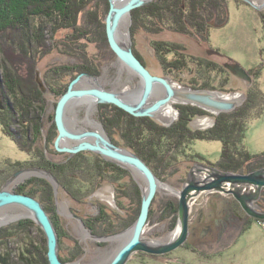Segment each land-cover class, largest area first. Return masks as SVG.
<instances>
[{"label":"rangeland","instance_id":"obj_1","mask_svg":"<svg viewBox=\"0 0 264 264\" xmlns=\"http://www.w3.org/2000/svg\"><path fill=\"white\" fill-rule=\"evenodd\" d=\"M250 1L253 5L246 0H208L210 8L207 11L211 17L212 15L217 19L221 17L216 27L221 25L222 28L212 33L210 39L211 46L228 58L234 59V61L239 63L238 65L247 71L251 79L253 77V82L250 84L243 81L235 75V72L231 70L232 68L230 69L228 66H225V69L222 67L224 73L221 76L218 78L217 76L209 77L210 83L205 87L204 91L208 89L211 92L230 95L234 98H236L235 95L237 97L243 95L245 96V101L233 111L219 114L210 113L189 103L173 102L174 104L169 105L173 111L170 116L172 120L171 123L167 124L163 123L161 120L151 118L152 123L149 126L155 131H148L147 134H149L150 138L158 137L163 130L172 129V126H177L178 133L180 131L181 136L182 132L186 130L185 128H187V130L189 128L194 132H206L215 127L214 124L209 121V118L204 119L206 115L203 113L188 118V114L185 113V110L197 108L199 111H203L206 114L210 113V115L213 116L212 119L215 117L214 122H216V119L219 118L220 115L233 113L238 108H241L247 101V92L256 90L264 95V20H262V18H264V0ZM156 2V0H153L151 3L134 10L131 13V17L128 19L126 27L122 29L124 37L128 39L127 42L130 39V41L133 42V49L137 51L140 56L143 55L142 57L150 53V39H153V41L160 46L169 40L175 44V39L169 34L148 35L141 28L142 23L147 25L146 22L149 21L152 23L155 22V19H153V15L148 12L145 19L139 20L137 17L138 13L152 7ZM110 4V0H89L86 9L79 12L74 31L73 29L55 30L54 21H52H56L54 16L34 21L32 23L34 33L39 29H45V31L42 32V37L40 39L38 38L39 42L34 38L35 36L33 33L30 35L31 40L24 36L22 39L23 43L26 45V40H28L27 45L31 50L28 56L19 53L22 59L21 62L18 60L12 62L9 58L12 53L5 55L0 50L1 67L2 69L4 67L5 72L7 71L11 76V78H9V75L7 76V74L4 73L7 78H5L6 81H4L6 92H8V96L6 95V97H8L7 99L10 103H6V105H13L17 110V116L10 121V124L7 125V123H5L3 125L1 123H4V121L0 122V191L8 181L22 171V173L7 187L9 192H14L16 189L18 194L19 192H23V194L32 195L36 200L41 199V196H43L41 194L44 192V195L47 197L42 198V200H50L51 203L58 201L59 209L58 211L55 210L58 216V223L60 224L59 228H61L60 234H58L59 255L61 254L60 259L66 264H77L80 259L77 258V255L80 253L79 255H81L80 257L82 258L84 252L85 255L83 258L85 259L82 258L83 262H81V264H92V261H96L98 258H101L98 264H110L118 251L125 244L126 238L122 235L130 231L139 218L136 214H140L141 212L143 196L147 189V184L138 176L137 180L140 181L141 187L129 189V191L126 192L127 195L131 193V197H134V201L129 204L128 200L121 195L120 203L122 205L129 204L127 210L135 213V215L132 216L131 214L128 216L129 222L128 227H126L127 230L116 234V236L120 237L96 238L91 236L89 232L83 231V228L77 227L78 224L74 222V215H71L65 207L67 204L69 206V203H72V209L77 212V217H82L83 219L92 220L95 218V215L99 217L97 209L92 207V205L96 204L92 202L93 200L89 202L87 198L91 196L92 192L97 191L99 192L96 196L97 203L100 202L102 206L107 205L109 199H113L112 194L110 195L111 190L109 184L103 182L99 188H96L94 185L90 186L83 183L80 186L82 193L79 199L82 200L79 202H81V204H75L72 202L73 200L71 197L74 198L76 194L79 195L77 191L79 188L66 189V191L70 193V195H68L62 192L58 187L55 188L51 185V175L49 174L50 178H48L41 170L47 169L46 167L48 166L51 168L57 166L58 163L64 165L69 161L70 167L63 168L68 173L70 168L86 166L87 168L88 166L91 168L93 162L96 161L95 155L91 157L87 155L86 152L77 154L75 158L70 156L69 153L57 155L54 144L59 134L55 130L54 119L61 97L67 93L71 83L78 76L82 74L98 76L99 79H102L101 83L109 90L112 87V82L110 81L120 73L122 65L119 63L118 57L109 45L106 32L105 18L110 11ZM225 17H227L228 21L224 24L226 20ZM42 26L43 28H40ZM99 29L100 31H97ZM154 32L157 33V31ZM100 36H103L102 40ZM119 39L123 42L121 40L123 39L121 35ZM127 42L125 41L123 43L127 44ZM16 54L13 55L16 57ZM26 57L27 59H25ZM212 59L217 63H221V65L224 64L223 60L216 56ZM250 69L254 70L249 72L248 70ZM1 74L3 75V73ZM87 79H89V77H87ZM192 79L196 80L195 77ZM204 79L206 80L207 78L205 77ZM38 80L41 81V85ZM124 80L129 89H137V87L141 85L139 78L134 75L128 76L125 74ZM186 80L189 82L191 77H187ZM44 88L46 90H43ZM3 94V91H0V100L4 96ZM126 94V96L131 97V94ZM131 100L134 99L132 98ZM156 100H152L150 103H154ZM260 104L261 105L254 110V116H257L255 114H258L257 112L259 111H262V114L260 117L257 116V119L251 121L244 141V145L252 154L264 153V101ZM5 109L6 106H4V102L0 101V116H2L4 120L8 119L6 118L8 115ZM76 112L77 115H79V119L84 120L87 118V109L85 106H80V108L76 109ZM72 113L73 111H68L66 114L68 125L70 126H72L71 124L73 122L71 120L73 119V117H71ZM24 115L26 117H24ZM202 115H204V117ZM96 117V111L92 110L91 118L98 120V117ZM204 121H208L206 125L207 128H203ZM172 123L173 125H171ZM6 128L8 131H5ZM51 131L55 134L53 137L49 136ZM184 135L188 137L187 132H185ZM48 136L50 138H48ZM170 137H172L176 143L185 141V138L181 140V138L179 139L174 133ZM187 137L186 139H188ZM62 144L61 147H65ZM75 144L76 141H71L69 146H74ZM191 144L192 146H190L192 149L187 150L190 156L194 154L196 157L200 156L202 159L217 165L222 149L220 142L195 141L191 142ZM190 156L188 154L185 157L179 155L180 166L178 167H180V170L178 169V171H180V173L176 174L173 178L167 176L168 172H165L166 176L163 179L165 182L161 183L162 185L154 199L148 226L142 236L144 242L148 244L166 245L173 240V234L179 228V217L178 212L176 215L170 211L171 204H178L179 208L177 192L183 189L191 171L194 169V173L203 179L206 173L202 174L201 171L203 168L208 167L202 161L188 165ZM97 158L99 159L98 156ZM69 159L73 160L70 162ZM63 161H65V163H62ZM188 166H191V169H189L190 167ZM197 170H200V172L198 173ZM182 177L183 179H181ZM31 179L33 182L27 183L29 187L25 188V184L23 183ZM41 180L43 185L39 183ZM169 182H171V185H174V187H171ZM47 184L53 187L49 188ZM40 188L43 191L39 190ZM122 190L124 191V189H120L119 191L123 192ZM45 192H47V194ZM73 192H75L74 196ZM263 192L264 189L258 203L262 198ZM108 195L111 198H105V196ZM216 195L221 194L210 193L206 195L202 193L192 202L190 217L193 218V222L190 225V229L198 219L202 220L203 214H205L204 216L209 215V208L211 205L209 202H212ZM221 196L234 199L232 196ZM204 197L208 198L203 200ZM257 206L259 207L258 210L264 213L260 206ZM243 213L248 218L252 219L244 211ZM8 216L11 217L7 219ZM131 217L132 219H130ZM2 218H6L7 220H3L4 223L0 225V249H2V247H9L12 248V250L14 249L13 251H15V253H19V250L30 242L27 249L33 255L25 254L24 257L27 256V262L20 259L21 263H18L16 259L19 254L14 253L13 255L16 258L14 259V264H49L46 235L27 211H24L23 208L19 209L18 207H12V209L3 212L0 211V219ZM124 218L127 219V216ZM203 222H207L206 218L203 219ZM21 225L26 226L27 231L26 233L17 235L15 227L21 228ZM237 226H230L226 229L224 238L227 239V241L230 240L229 235H233L234 237L232 238H235ZM73 229H80V231H73ZM196 235L197 234L191 233L190 230L189 237L184 245L192 247V241L199 239ZM213 236V234L208 235V237L206 236L203 240L206 241V243H214ZM108 238L112 239L105 240ZM234 241L236 242L226 251H223L222 255L212 258L211 260L200 258L195 253L189 252L188 249L186 250L184 245H182L171 253L155 255L156 258L158 256L161 257V259L159 258V262L146 256L145 252H138L131 257L127 264H264L263 220H256L246 233ZM214 246L217 245L215 244ZM89 247L92 250L86 254V249L88 248L89 250Z\"/></svg>","mask_w":264,"mask_h":264},{"label":"flooded vegetation","instance_id":"obj_2","mask_svg":"<svg viewBox=\"0 0 264 264\" xmlns=\"http://www.w3.org/2000/svg\"><path fill=\"white\" fill-rule=\"evenodd\" d=\"M156 1H157L156 4H154L152 7L144 9L138 13L137 17L139 20L145 19L146 16L148 15V12H150L151 15H153L152 18L155 19V22L152 23L149 21L146 22L147 25H144L142 23L141 28L148 35H154V34L157 35V34H165V33L169 34L172 38L175 39V44L169 40L167 42H164V44L160 46L155 41H153V39L152 40L150 39L149 40L150 53L147 55L145 54V56L142 57L143 55L140 56V54L133 49V42L128 41V44L130 42L132 46L133 53L135 54V56L139 59L141 64L152 76L167 79L170 82V84L173 86V88L176 90L188 89L192 91H204L205 87H207L210 83L209 81L210 76L212 77L217 76L218 78L224 73L223 68L225 69V66H228L231 69L239 64L236 61H234V59L228 58L227 56L222 54L219 50L211 46L210 39L212 33L216 30H220L222 26L220 25L216 27V25H218L217 22L221 17L220 18L218 17L217 19L213 17V15L211 17L208 14L207 11L210 8L208 4V0H156ZM153 30L157 31V33L154 32ZM214 56L222 59L224 64L221 65V63H217L216 61H214L212 59ZM118 61L122 66L120 69V73L117 74V76L112 78L113 80L110 81L112 82L111 89L107 90L106 87L101 83L102 79L101 78L99 79V77L97 76L99 83L103 87H105L106 91L115 93L116 95H118L117 93L122 92L123 99L128 101H135L141 92V87L143 86V82L133 71L128 69L119 59ZM253 70L254 69H250L248 71L250 72ZM125 74H127L128 76L130 75L137 76L141 81V85L137 87V89L135 88L129 89L128 85L124 80ZM187 77H191V80L189 82H187L188 80H186ZM194 77L196 78V80L192 79ZM205 77L207 78L206 80L204 79ZM252 82H253V77H252ZM205 91H210V90L206 89ZM126 93L131 94V97L126 96L127 95ZM159 93L161 95H159ZM164 93L165 91L162 87H156L152 95L153 97L150 101L152 102V100H156V99L158 100L164 97ZM132 98L134 100H131ZM84 104L86 103L82 102L78 104L75 108L69 110V111H73L71 116L73 117V119L71 120L74 123L72 122L71 124L72 126L68 125L67 116H66L67 113L65 114L66 126L72 133L75 134L98 133L103 135L117 148L140 158L151 169V171L153 172V174L156 176V178L159 180L160 183L165 182L163 179L166 176L165 175L166 171L168 172L167 176L171 178L176 176V174L180 173V171H178V169L180 170V167H178L180 166L179 155L185 157L188 154L190 156L187 150H189V148L190 149L192 148L188 146L187 149L183 141L182 143L174 142L172 137H170L173 135L174 132L169 134L166 138V142L169 144L171 148H169V150H167L164 155L169 159L167 160L165 159L163 162L161 161V163L158 165L159 157L163 155L160 149L161 146L160 138L153 137L152 139L148 136L146 138H143V140L141 141L138 135L135 134V130H134L135 127H137L136 123L139 121H143L148 118L147 120H149L152 123V119L150 117H143V118L135 117L113 104H109V105L96 104L94 108H90L87 104L86 105ZM171 104L174 103H170L169 105ZM80 106H85L87 109V118L84 120L79 119L78 117L79 115H77L76 112V109L80 108ZM166 109H170V108L168 107ZM166 109L162 111L165 112ZM92 110L96 111L98 120L91 118ZM171 112L173 111L171 110ZM185 113L188 114V110H185ZM205 115L206 118L204 117V115H202L204 119L209 118V121L215 125L214 122L215 118L212 119L213 116L208 113ZM149 121H147V123L151 124ZM171 121H172L171 118H169L166 122L164 120V122L167 124L171 123ZM173 123L171 125H173ZM54 124H55V130L58 132V134H60L56 121V113H55ZM203 125H204L203 128H207L205 124ZM173 127L174 126H172V128ZM148 131H151L150 126L147 130V133ZM174 134L179 139L180 138L181 140L183 139L181 134H179L178 132H175ZM54 135L55 134L52 131L49 133V136L51 137H53ZM49 136L48 138H50ZM57 139L58 138H56V141ZM76 145H78L77 142L74 146ZM74 146L71 145L69 147H74ZM54 147H56V143L54 144ZM55 149L57 150V155H61V153H69L70 156H73L74 158L76 157L77 154L86 152V154L91 157H94L95 155L96 161L93 162V166L91 168L89 166L88 168L87 166L79 167V168H70V171H68V173L63 168L70 167L69 161H67L66 163L65 161H63L62 163H65L64 165L58 163L57 166H54L52 168L48 166L46 167L47 169H41L43 173H47L51 175V179H52V180L50 179L51 185H53L55 188L58 187L59 189L62 190V192L68 195H70V193L66 191V189H70V188L74 189L78 187L79 190L77 191L79 192V195L76 194L74 198L70 196L73 200L72 202H74L75 204L76 203L81 204V202H79L80 200H82L79 199L82 193L81 192L82 189L80 188V186L83 183H86V185H90V186L94 185L96 186V188H99L101 183L107 182L111 190L110 195L112 194L113 197L112 199L111 197H109V195L105 196V198L109 197L111 199H109L107 205L102 206L100 202L97 203L96 201V196L99 192L97 191L92 192L91 196L87 198V200L89 202L93 200L92 202H94L96 205H92V207L97 209V214L99 215V217L98 216L96 217V215L94 214L95 218H93L92 220L83 219L82 217H77V212L72 209V203H69V206L66 203L67 206L65 208L68 210V212L71 215H74V222L78 224L77 227H81V229L83 228L84 229L83 231L89 232L91 236L96 238L115 237L116 234L124 230L126 231L127 230L126 227H128V222H129L128 216H130L131 214L132 216L135 215V213L127 210L128 205L134 201V197L127 195L126 192H128L129 189H135L141 187L140 181L137 180V177L140 176L138 172L125 164L118 163L112 159L104 158L102 155L95 152L83 151V152H78L76 154H71L68 151H60L57 149V147ZM97 156L99 157V159L97 158ZM144 156L152 157L153 159L152 161L156 162V166L152 165L150 163V160L146 161L145 159H143ZM191 156L193 157L194 154H191ZM197 158L196 159L190 158V160L188 161V165L200 161H202L205 165L209 167H212L214 164L202 159L200 156H198ZM72 160H70V162ZM74 162L78 163L77 161ZM215 165L216 164H214V166ZM188 167H190L189 169H191V166ZM214 168L220 170L216 166ZM143 181L145 182L144 179ZM30 182H33L32 179L23 184H25V187H29L27 183ZM39 183L43 185L42 180ZM169 183H170L169 185L172 184L171 182ZM51 185L47 184L49 188L53 187V186L51 187ZM171 187H174V185H171ZM120 189H124V191L122 190L123 192H121L119 191ZM14 192L18 193L16 189ZM74 193L75 192H73V196ZM19 194L32 197V195L23 194V192H19ZM121 195L122 197L128 200L129 204L122 205L120 203ZM207 198L204 197L203 200ZM38 201L42 204L46 212L49 214L50 219L52 220L53 225L57 231V234H60L61 228H59L60 224L58 223V216L56 215V210L58 211L59 209L58 201L54 202L55 204L51 203L50 200L42 201L41 199H38ZM139 215L140 214H138V217ZM126 216L127 219L124 218ZM10 217L11 216H8L7 219H9ZM202 217L203 219L206 218V216H202ZM130 219H132V217ZM73 231H80V229H73ZM187 246L188 245H184L186 250L188 249ZM86 250H87L86 251L87 254L88 252H91L92 249H90L89 247V250L88 248ZM79 254L77 255V258L80 259L77 264H81V262H83V259H85L83 258L85 252L82 255L83 259L80 257L81 255ZM146 256L156 260L157 262H159V258L161 259L160 256L156 258L155 255L148 253H146ZM100 260L101 258H98L96 261L93 260L92 264H98Z\"/></svg>","mask_w":264,"mask_h":264},{"label":"water","instance_id":"obj_3","mask_svg":"<svg viewBox=\"0 0 264 264\" xmlns=\"http://www.w3.org/2000/svg\"><path fill=\"white\" fill-rule=\"evenodd\" d=\"M152 1L153 0H110V11L105 18L107 38L111 49L118 59L143 82V90L139 97L140 101L138 100L139 103H126L120 99L118 95L99 88L93 87L88 90L75 89V85L82 80L84 74L78 76L71 83L67 93L61 97L56 112V121L60 133L56 141L58 150L68 151L71 154H76L81 151L98 153L104 158L112 159L133 168L147 184L139 218L132 229L122 235L128 239H126L125 244L121 247L110 264H127L131 257L139 251L152 255H164L184 245L189 237L190 225L193 222V218L190 217L192 202L202 193L206 195L210 193H219L224 196H232L249 217L264 221V213L260 212L258 210L259 207L256 205L264 189V169L254 171L250 174H234L208 166L201 171L202 174L206 173L203 179L200 178L199 175H196L193 169L183 189L177 192L179 198V231L177 235L166 245L148 244L144 242L142 236L148 226L152 202H154L162 184L140 158L117 148L103 135L98 133L75 134L67 128L64 113L69 103L72 100H78L83 97H88L96 103L113 104L135 117H150L155 120H161L163 123L165 122L160 118L162 116V110L168 108L169 104L173 102L189 103L210 113L219 114L231 112L245 101V96L243 95L240 97L235 95L236 98H234L230 95H223L211 91L176 90L167 79L154 77L145 69L133 53L130 42L129 46L119 42L118 35L122 19L125 17L130 18L133 10L143 7ZM246 1L253 5L250 0ZM231 70L235 72L238 78L250 84L252 83L251 77L240 65H236ZM85 76L90 77L89 75ZM38 81L41 85V81ZM156 87H162L164 89V97L156 100L154 103H150ZM43 90L46 89L44 88ZM66 140L76 141L78 145L74 147H61L62 142ZM197 172L199 173L200 170H197ZM21 173L22 171L17 173L0 191V210L12 206L21 207L27 211L46 235L49 264H66L60 259L57 231L42 204L33 197L9 192L7 190L10 183ZM44 174L48 178L51 177L47 173ZM117 237L120 236L112 238ZM112 238L105 240H110Z\"/></svg>","mask_w":264,"mask_h":264},{"label":"trees","instance_id":"obj_4","mask_svg":"<svg viewBox=\"0 0 264 264\" xmlns=\"http://www.w3.org/2000/svg\"><path fill=\"white\" fill-rule=\"evenodd\" d=\"M88 4L89 0H0V25L2 24L0 26V29H2L0 30L1 52H3L5 55H9V53H12L11 57H9L12 62L14 60L15 62L17 60L21 62V55L28 56V54L30 53L29 51L31 50V48L27 45L28 40H26V45L25 43H23L22 39L24 38V36L25 38L31 40L30 35L31 33H33L35 36L34 38H36L38 41V38L40 39L42 37V32L45 31V29H39L34 33V29L32 28V23L34 21L42 20L44 18H51L52 16H54L56 18V21H52H54L55 30H74L78 20L79 12L86 9ZM66 15H68V17H66ZM64 17L66 20L64 19ZM225 19L226 20L224 21V24L228 21L227 17H225ZM262 20H264V18H262ZM40 28H43V26ZM100 39L102 40V37H100ZM19 53H21V55ZM13 54H16L17 56L15 57ZM25 59H27V57ZM1 73H3V75ZM4 73H6L7 76L9 75L7 71L5 72L4 67L2 69L0 64V91H3L4 93V96L0 101L4 102V106H6L5 112L8 115L6 117L8 119L6 120H4L2 116H0V122L4 121V123L2 122L1 124L4 125L5 123H7L8 125L10 124V121L14 119L15 116H17V110L13 105H6V103H10L7 99L8 97H6V95L8 96V92H6L4 81H6L7 78ZM8 77L11 78L10 75ZM263 101L264 95L261 92L259 93L256 90H253V92H247V101L244 103V105L241 108L235 110L233 113L220 115V117L216 119L214 128L206 132H194L189 128L188 130L187 128H185L186 130L182 132V137L185 138V141L183 142L185 143L186 147L187 145L192 146L191 142L195 141L220 142L222 147L221 156L216 167H218L223 172L248 174L264 168V153L252 154L244 145L245 136L247 130L249 129V126L251 125V121L257 119L262 114V111H259L257 112L258 114H255L258 117L254 116V110H256L257 107L261 105L260 103H262ZM202 113L206 114L203 111H199L197 108H190L188 110V118H192L193 115H199ZM24 117L26 116L24 115ZM147 121L149 120L146 119L136 123L137 127H135V134L138 135L141 141L143 140V138L149 136V134H147V130L150 124H148ZM152 129L153 128L150 127L151 132L155 131ZM6 130L7 128L5 129V131ZM173 132H178L177 126H174L170 130H163L158 135V138H160L161 140L160 149L163 153V155L159 157L158 165L161 163V161L163 162L165 159H169L164 155L165 152L169 150V148H171L166 142V138ZM185 132H187L188 134V137L186 136L188 139H186L184 135ZM190 158L196 159L197 157L194 155L193 157L190 156ZM143 159H145L146 161L150 160V163L156 166V162L152 161V157L144 156ZM45 193L47 194V192ZM41 195H43L41 196V200L42 198L47 197L44 195V192ZM129 196H131V193ZM210 204V212L209 215L206 216L207 222H203L202 217V220L198 219L199 222L197 221V224L195 223L190 229L191 233L197 234L196 236H198L199 239H195V241H192V247L187 246L189 252L195 253L200 258L207 260H211L212 258L222 255L223 251H226L228 248H230L236 242L234 240L246 233L251 228L252 224L256 221L244 215L240 205L234 199L226 197L224 198L221 195H216V197L212 202H210ZM174 205L171 204L170 211H172L173 214L177 215L178 204L175 206ZM258 205L264 211V192ZM230 226H237V232L235 234V238H232L234 237L233 235H229L230 240L227 241L224 236L226 233V229H228V227ZM15 230L17 235L26 233L27 231L26 226L24 225H21V228L15 227ZM211 234L214 235V243H206L203 238H206V236L208 237V235ZM215 244L217 246H214ZM29 245L30 242L22 247V249L19 250V253H15V251H13L14 249L12 250V248L2 247V249H0V264H14V259H16L13 255L14 253L19 254L16 259L18 263H21L20 259L27 262V256L24 257L25 254L33 255L27 249V246Z\"/></svg>","mask_w":264,"mask_h":264},{"label":"bare ground","instance_id":"obj_5","mask_svg":"<svg viewBox=\"0 0 264 264\" xmlns=\"http://www.w3.org/2000/svg\"><path fill=\"white\" fill-rule=\"evenodd\" d=\"M100 3V2H99ZM16 4V3H15ZM7 5V4H6ZM61 6V5H60ZM6 7V6H5ZM70 7V6H69ZM10 8V7H9ZM63 8V7H62ZM12 9V8H11ZM138 9V8H137ZM3 10V9H2ZM21 10H22V8H21ZM96 10V9H95ZM136 10V9H135ZM94 11V10H93ZM134 11V10H133ZM65 14H67V13H65ZM95 14V13H94ZM63 15V14H62ZM63 17V16H62ZM66 17H68V15H66ZM64 19H65V17H64ZM69 19H70V17H69ZM128 19L129 18H127V17H125V18H123L122 19V21H121V24H120V29H119V35H118V40H119V42L120 43H122V44H124L123 42H127V39H126V37H124V35H123V32H122V29H124L125 27H126V25H127V22H128ZM66 20V19H65ZM63 22V21H62ZM70 22V21H69ZM68 22V23H69ZM4 24V23H3ZM65 24V23H64ZM2 25V24H1ZM0 25V26H1ZM56 26V25H55ZM68 26H71V25H68ZM67 27V26H66ZM74 28V27H73ZM0 30H2V29H0ZM58 30V29H57ZM69 30V29H68ZM74 31V30H73ZM100 31V30H99ZM15 32V31H14ZM22 32V31H21ZM89 32H91V31H89ZM97 32V31H96ZM69 33V32H68ZM120 35H121V37L123 38V39H121L123 42H121L120 41V39H119V37H120ZM71 36V35H70ZM6 37V36H5ZM72 37H73V35H72ZM101 37V36H100ZM103 37V36H102ZM43 39V38H42ZM125 39V40H124ZM16 40V39H15ZM130 41V40H129ZM68 44V43H67ZM75 44V43H74ZM80 44V43H79ZM127 46H129V44H128V42H127V44H126ZM68 46V45H67ZM15 48V47H14ZM131 48H132V46H131ZM75 50V49H74ZM30 52V51H29ZM76 52V51H75ZM79 52V51H78ZM81 53V52H80ZM10 54V53H9ZM69 54V53H68ZM77 54V53H76ZM82 75H84V74H82ZM85 75H89L90 77H89V79H87V76H85ZM83 77H82V80H80L79 82H78V84H76L75 85V87L77 88V90L78 89H84V90H88V89H91V88H99V89H103V90H105L106 91V89H105V87H103L100 83H99V80H98V77L97 76H93V75H90V74H85ZM84 84H86V85H84ZM143 88V86L141 87V92H142V89ZM224 90V89H223ZM107 92H109V91H107ZM141 92H140V94H141ZM156 92V91H155ZM109 93H111V92H109ZM115 94V93H114ZM118 94V96L120 97V99H122L124 102H126V103H131V104H136V103H139V101H140V99H139V97H140V94H139V96H138V98L135 100V101H128V100H125V99H123V95H122V92L121 93H117ZM160 94V93H159ZM153 97V96H152ZM152 97H151V99H152ZM139 100V101H138ZM82 102H85L90 108H94L95 107V105H96V102H93L92 101V99H90V98H88V97H83V98H80V99H78V100H72L70 103H69V105H68V107H67V109H66V111H65V113H64V119H66V117H65V114L66 113H68V111L69 110H71V109H73V108H75L78 104H80V103H82ZM151 102V101H150ZM97 104H102V105H109V104H107V103H97ZM170 108V107H169ZM171 108L170 109H166L165 110V112L164 111H162V117H160L163 121L165 120V122L170 118V115H171ZM130 114V113H129ZM210 114V113H209ZM164 116H167V117H164ZM194 116V115H193ZM188 117V116H187ZM143 118V117H142ZM215 118V117H214ZM148 119V118H147ZM68 121V120H67ZM170 121V120H169ZM204 124L205 125H207L208 124V121L207 122H205L204 121ZM169 130H170V128H169ZM70 141L71 140H66V141H64V142H62L63 144V146H69V144H70ZM28 143V142H27ZM179 150V149H178ZM183 150V149H182ZM184 176V175H183ZM182 179V178H181ZM219 203V202H218ZM220 204V203H219ZM19 208H21V207H19ZM8 209H12V206L11 207H6V208H3L2 210H0V211H5V210H8ZM22 209V208H21ZM6 217V216H5ZM0 220H2V221H0V225L1 224H3L4 222H3V220H7L6 218H2V219H0ZM217 230V229H216ZM178 231H179V228H178V230L173 234L174 236H176L177 235V233H178ZM158 236V235H157ZM201 236V235H200ZM126 238V237H125ZM124 239V238H123ZM126 239H128V238H126ZM229 244V243H228Z\"/></svg>","mask_w":264,"mask_h":264}]
</instances>
